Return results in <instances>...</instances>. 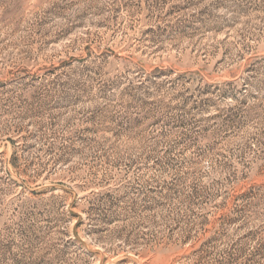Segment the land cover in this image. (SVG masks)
<instances>
[{"label":"rangeland","instance_id":"obj_1","mask_svg":"<svg viewBox=\"0 0 264 264\" xmlns=\"http://www.w3.org/2000/svg\"><path fill=\"white\" fill-rule=\"evenodd\" d=\"M0 264H264V0H0Z\"/></svg>","mask_w":264,"mask_h":264}]
</instances>
